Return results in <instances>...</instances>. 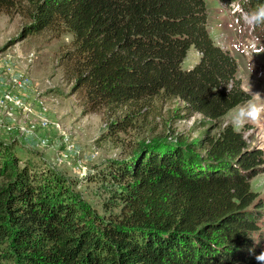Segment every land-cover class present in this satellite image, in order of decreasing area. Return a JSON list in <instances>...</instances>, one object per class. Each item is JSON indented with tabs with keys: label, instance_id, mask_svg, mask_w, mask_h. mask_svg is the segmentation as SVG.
<instances>
[{
	"label": "trees",
	"instance_id": "obj_1",
	"mask_svg": "<svg viewBox=\"0 0 264 264\" xmlns=\"http://www.w3.org/2000/svg\"><path fill=\"white\" fill-rule=\"evenodd\" d=\"M246 2L264 4L245 0V11ZM22 3L32 9L27 34L72 36L65 72L83 114L105 109L104 137L133 128L155 98L212 121L250 99L237 62L209 35L204 0H0V10ZM190 48L200 59L184 71ZM8 152L0 141V264H256L264 251L253 237L263 202L250 188L264 151L231 124L109 161L104 172L125 185L110 219L55 171Z\"/></svg>",
	"mask_w": 264,
	"mask_h": 264
},
{
	"label": "rangeland",
	"instance_id": "obj_2",
	"mask_svg": "<svg viewBox=\"0 0 264 264\" xmlns=\"http://www.w3.org/2000/svg\"><path fill=\"white\" fill-rule=\"evenodd\" d=\"M244 1L235 0L226 8L218 0H204L207 29L215 45L237 62L235 77L242 90L250 84L252 93L258 92L264 98V25L252 29L243 22L240 9ZM245 8L253 9L247 2ZM31 14V6L25 3L0 10V98L16 100L0 105V141L7 145L10 156L15 154L28 161L37 173L47 169L58 173L102 219H110L124 207V183L103 169L109 161H125L137 151L166 147L178 137L193 141L207 131L215 135L231 124L233 110L245 104L212 121L191 112L178 98H155L133 128L104 137L105 109L83 114L75 78L65 72L72 36L62 28L27 34L33 22ZM199 59V53L190 48L182 69L191 70ZM235 129L244 133L249 145L264 151V116ZM68 142L73 145L70 151L66 150ZM76 164L82 166L76 169ZM250 188L263 202L259 208L260 231L253 237L264 246V170L251 178Z\"/></svg>",
	"mask_w": 264,
	"mask_h": 264
},
{
	"label": "clouds",
	"instance_id": "obj_3",
	"mask_svg": "<svg viewBox=\"0 0 264 264\" xmlns=\"http://www.w3.org/2000/svg\"><path fill=\"white\" fill-rule=\"evenodd\" d=\"M240 13L243 22L250 28L254 29L260 25H264V4L249 11L241 8ZM256 52L258 53L260 50L256 49ZM243 91L254 97V99L248 100L245 104L233 110L230 123L237 129L242 127L246 122H256L264 116V98L261 97V94L258 92L252 93L250 84ZM255 260L256 264H264V251L257 254Z\"/></svg>",
	"mask_w": 264,
	"mask_h": 264
},
{
	"label": "built area",
	"instance_id": "obj_4",
	"mask_svg": "<svg viewBox=\"0 0 264 264\" xmlns=\"http://www.w3.org/2000/svg\"><path fill=\"white\" fill-rule=\"evenodd\" d=\"M234 6V4H233ZM232 6V9H233V12L232 13H235L237 10ZM232 11V10H231ZM19 85H21L20 81L18 82ZM9 100V102H16V100L14 98H0V105H3L5 101ZM73 149V145L71 143H67L66 144V150H72ZM63 156L62 157H66V153H63L62 154ZM61 160V159H59ZM82 165H79V164H76V169H79ZM85 175V172L82 173L81 176Z\"/></svg>",
	"mask_w": 264,
	"mask_h": 264
}]
</instances>
